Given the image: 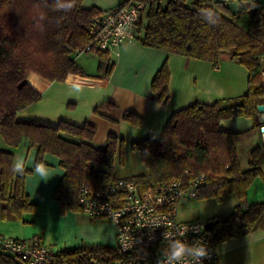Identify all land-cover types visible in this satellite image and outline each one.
Listing matches in <instances>:
<instances>
[{
	"label": "trees",
	"instance_id": "obj_1",
	"mask_svg": "<svg viewBox=\"0 0 264 264\" xmlns=\"http://www.w3.org/2000/svg\"><path fill=\"white\" fill-rule=\"evenodd\" d=\"M228 1L241 4L237 15L227 8ZM147 10L136 38L143 45L188 58L217 64L229 55L248 71L245 94L211 104L194 102L171 114L158 139L134 142L147 168L134 181L141 190L164 180L204 174V185L197 189L196 199L218 202L234 194L239 203L226 215L214 216L208 231L212 246L245 236L264 228V201L243 205L246 192L257 177L264 179V142L255 145L243 162L235 143L236 133L222 130L223 120L250 118L260 127L257 106L264 104V82L261 80L264 58V6L254 0H146ZM257 8L255 14L251 12ZM211 11V23L202 11ZM101 12L96 6L83 7V0H0V206L2 218L22 219L37 206L25 190V176L14 174L13 148L25 143L37 149L35 168L43 164L46 153L56 155L64 169L54 196L60 213L81 211L78 189H91L112 183L114 156L122 152V143L109 134L105 145L91 144L96 125L87 121L76 126L64 121L49 125L27 121L19 112L38 102L41 93L27 79L36 76L44 81H64L68 75L84 72L75 58L89 43L85 29L88 21ZM95 51V50H94ZM98 53V69L107 76L112 68L107 53ZM35 74V75H34ZM29 77V78H28ZM45 81V82H46ZM169 69L165 61L151 82L152 99L166 104L169 99ZM109 108L112 104H105ZM101 107L96 108L99 112ZM104 117L106 115L102 114ZM102 168H105L103 170ZM127 258L116 248L84 244L52 255L51 264H114ZM0 264H26L17 256L0 249Z\"/></svg>",
	"mask_w": 264,
	"mask_h": 264
},
{
	"label": "crops",
	"instance_id": "obj_2",
	"mask_svg": "<svg viewBox=\"0 0 264 264\" xmlns=\"http://www.w3.org/2000/svg\"><path fill=\"white\" fill-rule=\"evenodd\" d=\"M117 2L83 0V7L96 6L102 11L115 6ZM106 53L112 63L107 76L103 75L97 64L96 71L91 73L78 65L84 74L68 75L64 81L35 79L30 85L41 93V98L19 112L18 117L49 125H56L60 121L76 126L93 122L96 131L91 144L97 148L105 145L109 134L116 136L123 146L121 154L117 150L114 156V176L117 179H129L148 172L139 153L131 145L146 138L158 139L173 112L194 102L211 104L241 96L247 91L248 71L229 55L221 56L215 64L143 45L138 38L127 40ZM165 61L169 69V99L162 105L152 99L151 82ZM107 103L112 106L109 108L105 105ZM99 107L96 113L95 109ZM258 120L261 126L264 125V112H258ZM261 126L253 127L250 118H235L220 123L222 130L236 133L235 143L243 162L247 160L252 147L264 142ZM245 135L251 137V143L241 153L238 140ZM12 150L14 162L22 161L24 170H29L25 176V190L37 209L15 220L2 218L0 206L1 235L23 239L38 237L53 253L84 244L115 246L114 225L109 220L91 218L82 211L66 210L60 213L59 202L54 196V190L64 174L59 157L46 153L38 174L35 171V147L23 143ZM190 199L183 198L179 203H189ZM227 200L230 201L228 208L210 218L228 214L239 203L234 194L225 195L222 203ZM258 201H264V179L260 177L253 180L247 189L245 201L240 204ZM178 218L185 220L179 215ZM215 249L218 264H264V228L227 239L216 245Z\"/></svg>",
	"mask_w": 264,
	"mask_h": 264
},
{
	"label": "built area",
	"instance_id": "obj_3",
	"mask_svg": "<svg viewBox=\"0 0 264 264\" xmlns=\"http://www.w3.org/2000/svg\"><path fill=\"white\" fill-rule=\"evenodd\" d=\"M147 10L146 0H118L117 4L91 18L85 26L89 43L82 52H109L134 39ZM264 64V58L261 59ZM264 82V68L261 72ZM264 134V131H262ZM204 174L190 177L188 170L141 190L132 180L117 179L96 190L85 185L78 189L77 201L91 218H104L114 225L116 248L127 258L114 264H156L161 251L173 239L207 244L210 257L202 264H218V255L208 239L207 221L180 220L179 201L196 198L204 185ZM127 237L125 241L122 237ZM0 249L26 264H51L52 255L38 237L12 238L0 234Z\"/></svg>",
	"mask_w": 264,
	"mask_h": 264
},
{
	"label": "rangeland",
	"instance_id": "obj_4",
	"mask_svg": "<svg viewBox=\"0 0 264 264\" xmlns=\"http://www.w3.org/2000/svg\"><path fill=\"white\" fill-rule=\"evenodd\" d=\"M256 1H258L261 6H264V0ZM164 3L165 0H161V4ZM75 61L76 64L83 67L87 73L95 72L98 64V53L95 51L82 52L80 53V55H78L77 58H75ZM36 76H31L29 79H27L29 83H33L35 79H41V77L39 78V76ZM249 143H251V137L249 135H245L244 137L238 140L239 149L242 150L241 153H243V148ZM241 157H244V155L241 154ZM189 201V203H179L178 205V215L181 219L207 221L211 216L223 213V211L228 208L227 206L230 203V201L228 200L227 202L222 203V201L218 202L214 199L209 198H191ZM114 244L116 245L115 236Z\"/></svg>",
	"mask_w": 264,
	"mask_h": 264
},
{
	"label": "clouds",
	"instance_id": "obj_5",
	"mask_svg": "<svg viewBox=\"0 0 264 264\" xmlns=\"http://www.w3.org/2000/svg\"><path fill=\"white\" fill-rule=\"evenodd\" d=\"M202 16L211 23H215L214 14L209 10L202 11ZM35 171L40 173V165L37 164ZM12 172L14 174L23 175V162L17 160L12 165ZM123 240L128 238L122 237ZM210 257V250L207 244L194 241L189 243L180 239H173L169 242L166 248L161 251L156 264H202V261Z\"/></svg>",
	"mask_w": 264,
	"mask_h": 264
},
{
	"label": "water",
	"instance_id": "obj_6",
	"mask_svg": "<svg viewBox=\"0 0 264 264\" xmlns=\"http://www.w3.org/2000/svg\"><path fill=\"white\" fill-rule=\"evenodd\" d=\"M226 5L232 15H237L241 8V4L237 1H228ZM256 10L257 8H253L251 12L255 14ZM262 16H264V13H262ZM257 110L258 112H264V104L258 105ZM260 130L261 132L264 131V125L261 126ZM212 225H213V221L209 220L206 223V228L209 229Z\"/></svg>",
	"mask_w": 264,
	"mask_h": 264
}]
</instances>
